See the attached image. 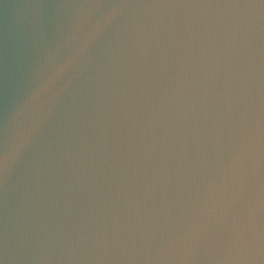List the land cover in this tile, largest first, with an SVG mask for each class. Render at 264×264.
Wrapping results in <instances>:
<instances>
[{"label":"water","instance_id":"95a60500","mask_svg":"<svg viewBox=\"0 0 264 264\" xmlns=\"http://www.w3.org/2000/svg\"><path fill=\"white\" fill-rule=\"evenodd\" d=\"M0 264H264V0H0Z\"/></svg>","mask_w":264,"mask_h":264}]
</instances>
